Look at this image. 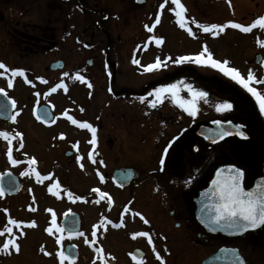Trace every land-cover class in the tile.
Segmentation results:
<instances>
[{"label": "flooded vegetation", "instance_id": "flooded-vegetation-1", "mask_svg": "<svg viewBox=\"0 0 264 264\" xmlns=\"http://www.w3.org/2000/svg\"><path fill=\"white\" fill-rule=\"evenodd\" d=\"M106 1L108 2L109 0H0V61L9 69H23L28 80L33 81V84H28L23 77H11L10 72L0 75V88L5 89L9 98L16 100L15 111L20 113L16 121L13 122L9 118L12 112L9 111L8 116H5L8 120H4L2 119L3 116H0V123L1 121L17 123L23 118L22 112L24 108H26L25 111L30 110L29 113L33 116L36 108L46 105L49 106L53 116L56 117L55 103L61 96H65V92L63 89H58L57 92L51 93L50 89L61 81L66 84L69 81H74L70 76L80 74L91 84L98 82L99 75L93 74V65L95 64L93 55L74 52V50L89 49L88 46L91 45V42L86 44L83 39V33H79L76 36H72L69 39V43H67V37L63 31L64 26L61 30H57L50 24L59 25V23H63L66 11L71 14L77 13L78 15L89 16L92 22L97 23L96 25H99V23L93 17L104 14L103 22L106 23L110 16H114ZM122 1L126 7L133 10L140 9L148 3V0L145 4H138L136 0ZM162 2L163 0H157L158 8L155 13V17L157 15L160 16L161 22L154 28L152 34L150 33V36L139 35L136 37L135 35H128L124 37L123 42L126 47L124 58L116 57L113 53L107 52L108 61H105L104 68L105 80L106 84H108L107 91L112 100H128L133 104H139V107L143 109L149 107L156 115H160L163 109L171 107L175 110L177 109V111L179 109L180 113L182 112L184 116H188V113L180 108L171 99L170 95L162 103H159L156 108H152L148 100L153 99V97L148 96V93L161 85L184 81L199 90L206 91L208 100L209 91L215 92L225 86L220 83H218L220 87L213 85L209 78V68L207 66H199V68H194L195 70L193 71L189 67L190 63L176 65L169 61L167 67H161L159 70L152 72L144 71V66H146L144 57L147 53L152 51L155 60L157 57L165 60L169 56L175 59L180 55H190L189 52L185 54L178 53L182 48L186 49L187 46L191 45L190 41L200 43L203 46L207 44L210 38L209 33L203 32L202 29H198L194 24L189 26L193 28V31L195 30L196 36H190L185 29H181L176 23L174 12L169 11L170 8L175 7L171 4V0L161 12L159 5ZM167 9L170 19L166 23L169 29L163 32L162 24L164 21L162 17L165 16ZM155 19L152 23H154ZM175 29L184 34L185 38L180 41H186L185 46H181L180 41L176 40ZM234 31L244 34V37L248 36V34L261 32L262 35H255L254 37L256 38H253L254 40L251 43L264 42V29L256 28L249 33H243L238 29H234ZM152 37H162L164 40L163 44L156 45ZM85 45L88 46L85 47ZM67 50L76 53L74 60L72 59L73 56H67ZM255 50L254 60L246 57V64L251 68L258 81H264V46L260 45ZM209 51L212 52V50ZM212 54L214 53L212 52ZM257 57L260 59L259 62H257ZM134 58L140 61L139 65L132 63ZM71 60L74 61L73 64H71ZM119 60L124 61L123 68H119L122 65ZM214 70L212 69V71ZM3 71V69H0V72ZM65 72L69 73V75L64 76ZM109 72L111 75H109ZM118 74L124 75L126 81V83L122 84L121 89L115 87L116 78L121 77ZM38 77L46 79L48 83H42L37 79ZM8 79L13 81L12 88L7 87ZM76 84L79 86L87 85L79 80L76 81ZM235 85L238 87V91L244 92V95L248 94L251 98L250 117L243 118L237 111L238 113L234 115H228V118L218 116L202 120L195 127V130L189 128L185 131L180 130L175 133H169V138L165 142L163 151H87L85 153L88 157L85 167L94 171V177L97 182L93 188L98 187L101 191L107 192L112 199L111 204L108 203L107 198L101 200L99 204L102 206V211L98 210L96 216L91 218L90 232L92 233L93 230L97 232L95 238L90 237V242L95 239V243H91L92 247L96 244L100 247L102 239L109 236L108 231L114 233L124 231L126 234L147 231L152 237L153 243L149 244L147 237L137 236L139 245L132 248L127 256L128 261L132 264H203L207 260H211L210 264H234L231 250H236L245 261V264H258L259 261L264 264V226L246 232L241 237H236L234 236L236 233L233 231L215 232L205 228L197 220V205L195 201L199 197V192L209 186L213 175L219 167L232 164L242 169L245 173L243 181L245 189L251 188L257 178L264 176V113L259 111L255 98L246 89L237 83ZM252 86L264 94L263 83H254ZM36 92H40L41 95L39 97L36 96ZM180 95L184 99L191 98L184 88L181 89ZM143 96H148V100L142 102L140 97ZM6 99L0 95V103H3ZM198 102H204V100ZM174 114L175 111L171 113L168 119L176 121L173 126L181 127L182 121L177 120ZM1 115H5V113ZM215 119L222 121L234 119L243 123L251 131L252 136L249 140H239L237 137H230L213 144L196 135L202 125ZM40 123L45 130H49L52 127V123ZM228 141L235 143L234 149L240 151L239 155L246 161L245 165L225 162L223 159L219 160V154L216 152L225 151V145ZM169 144H171V147H173L172 145L177 147V151H168L171 149L170 147L165 155L164 150ZM76 150L77 148L74 147L72 151H66L65 156H72ZM67 152L71 153V155L67 156ZM90 153L95 155L97 163L93 164L91 162ZM13 158H15V154ZM162 158L165 161L163 171L160 170V160ZM211 159L212 162L210 161ZM100 161H103V163H100ZM118 171L130 173V178L121 183L114 177L115 172ZM7 172H11L21 183L20 191L16 195L9 196L5 194L1 197L5 201L10 202L17 200L25 192L22 188V178L12 171H6L5 173ZM99 175L105 177L103 182L100 181ZM44 186V183L40 181L29 180L30 197L33 200H37L35 197L37 195H35L33 189H42L45 188ZM42 191L40 192L42 200L49 195L57 200L62 195L65 198L67 196L64 191H61L60 197L53 196L48 189ZM26 192L28 193L29 190ZM91 196L94 197L93 206L97 208L95 200L98 197L95 194ZM125 207L129 208L128 212L123 211ZM71 212L78 213L76 211ZM135 212L141 213L149 223L145 224L140 216L133 215ZM64 213L60 217L56 215L57 223L61 225L62 220L65 218ZM45 215L46 217L51 216L50 212ZM79 216L81 217L80 214ZM102 217L111 219L113 224L121 223V221H123V224L119 228L108 225L106 230L103 227L94 229L93 226ZM49 219L46 218L41 223V227L36 225L37 227L30 228L26 234H18V242L27 241V238L34 236V240H31L32 244H39L38 251L43 249L40 254L48 258V261L49 255H45V252L48 253L51 246H54L53 249H57L56 253L61 248L66 249L69 245L73 246L77 253L75 264H78L83 258L79 242L84 240L87 234L68 238L65 233L66 238L63 244L58 245L56 243L58 234H49L46 231L51 226ZM81 220L80 231H84L87 219L81 217ZM84 225L85 227H83ZM1 237L4 238L5 242L7 234ZM31 241L28 240V243L30 244ZM153 246H155L156 252L160 253L159 259L152 250ZM135 250H139L142 254L140 260L133 259ZM33 264L36 263L34 262ZM65 264H69V262L66 261Z\"/></svg>", "mask_w": 264, "mask_h": 264}, {"label": "rangeland", "instance_id": "rangeland-1", "mask_svg": "<svg viewBox=\"0 0 264 264\" xmlns=\"http://www.w3.org/2000/svg\"><path fill=\"white\" fill-rule=\"evenodd\" d=\"M181 2L185 5L186 17L209 25L212 23L237 22L248 26L260 16H264V0H181ZM106 3L114 13V16H110L106 23L103 22L104 14L93 17L99 23V25H96L97 23L92 22L89 16L78 15L77 13L71 14L66 11L63 23H59V25L50 24L57 30H61L64 26L63 31L67 37V43H69V39L72 36H76L79 33H83V39L86 44L91 42V45L88 46L89 49L74 50V52L93 55L95 62L93 74L99 75L98 82L93 83L92 88H88L87 85H77L76 81L78 80L75 79V76H70L74 81L67 83L68 91L65 92V96H61L56 101L57 119L51 124L52 127L49 130L41 127L40 121H37L34 115L32 116L29 113L30 110L25 111L26 108L22 112L23 118L17 123H11L10 121H1L0 123V131H7L10 135H14L16 132L23 134L24 146L22 149L19 148L18 142L13 140L11 145L13 151H15L13 156L15 154V158L22 161L35 157L37 160L36 171L49 177L48 180L40 181L44 183L45 188L33 189L35 195H37L35 196L37 200H33L30 197L31 189L28 186L29 180L37 181L35 175H21L22 172L29 168V165L26 163L12 165L7 157L8 142L3 137H0V173L12 171L20 176L23 182L22 188L25 192L17 200L10 202L0 197V229L6 226L10 217L23 222L22 228H14V232L17 235L21 231L26 234L30 228H34L27 226L31 221L34 220L36 225L40 226L46 218H50L49 221L51 220V216L46 217L45 215L49 213L46 208L52 209L59 217L69 210L76 211L81 217L87 219V225L86 227L85 225L83 226L85 230L82 232L87 234L86 237L89 240L88 244L85 243L84 237V240L79 242L83 258L78 264H102L98 259L99 254L95 251V248L98 247L97 244L92 247L90 242L91 218L96 216L98 210L102 211V206L100 204H96L97 208L93 206L94 197L91 196L93 194H90V192L97 182L94 177V171L85 167L88 160L85 155L87 151H163L165 142L169 138V133H175L180 130L185 131L189 128L195 130V127L202 120L213 117L223 116L228 118V115H234L238 112L243 118L251 115L249 110L251 98L248 94L244 95V92L238 91L239 89L234 81L211 67H208L210 81L215 87H220L218 83L224 84L225 87L215 92L209 91L208 100L206 102H198L199 111L195 117L189 114L184 116L182 112V114L179 112V109L177 111V109L175 110L171 107L163 109L160 115H156L149 107L143 109L139 107V104L134 103V105L128 100H112L109 97L108 84H106L105 80V61H108L106 54L110 52L116 57L124 58L126 51L123 42L124 37L128 35H135L136 37L139 35L150 36L145 25L151 26L153 24L152 21L156 18L155 13L158 4L157 0H148L146 5L140 9L133 10L126 7L122 0H109ZM168 9L165 11V16L162 17L164 21L162 24L163 32L169 29L166 23L170 19ZM174 31L177 41L185 38L184 34L178 29ZM208 35L210 38L206 45L214 53L213 57L221 61H229V66L235 67L246 77L251 71V68L246 64V57L254 60L255 49L261 45L260 43L253 44L251 42H253V38H256L254 37L255 35L261 36L262 33H252L244 37V34L236 33L233 28L228 27L216 35L219 38L210 33ZM180 43L181 46H185L187 42L180 41ZM190 43L191 45L187 46L186 49L182 48L178 53L185 54L189 52L190 55H194L201 50L202 46L200 43L192 41ZM71 53L72 51L67 50V56H73L72 59L74 60L76 53ZM144 58L146 59V65L155 62L152 51L147 53ZM73 63L74 61L71 60V64ZM119 63L122 64L120 65L122 67L119 66V68H123L124 61L119 60ZM199 66L191 64L189 67L194 71V68H199ZM120 76L122 78L118 77L115 81L117 89H121L122 84L126 83L124 75ZM72 84L73 86H71ZM222 102L231 103L233 108L228 111L217 112L216 105ZM81 108L83 111H81ZM174 111L175 118L182 121L181 127L173 126L176 121L168 119ZM64 112H67L68 115L80 122L90 123L97 128V144L95 146L89 142L91 140V132L88 129L80 128L77 124H72L66 116L62 115ZM60 134H64V137L60 138ZM73 145H77V150L72 156L66 157L65 152L68 150L72 151ZM172 146L171 149H169L170 147L166 149H169L168 151H177V147ZM235 146L232 141L226 142L225 151L216 152L219 154V160L223 159L225 162L245 165L246 161L239 155L240 151L234 149ZM77 155L82 156L83 160L78 161ZM210 161L212 162V159ZM80 163L84 164L83 169L79 166ZM57 180L62 185V188L72 191L75 195L85 197L86 200L70 201L64 195L58 200L50 195L42 200L40 192H43L42 190L44 189L47 190L51 183ZM28 190L29 192L27 193L26 191ZM30 206L35 208L36 211H31ZM4 209L8 211L5 212ZM134 234L132 232L126 234L124 231L118 233L108 231L109 236L102 239L100 244V247L104 250L107 264H132L127 259L128 252L139 245V239ZM28 240H34V236L27 238V241L18 242L20 244L19 253L14 250L10 253L0 252V264H33L34 262L36 264H59V257L56 255L57 249H53L54 246H51L50 251H48V253H51L48 261V258L40 254L42 251H38L39 244H32V241L29 244ZM3 243L4 238L0 236V246ZM258 264L262 263L259 261Z\"/></svg>", "mask_w": 264, "mask_h": 264}, {"label": "snow or ice", "instance_id": "snow-or-ice-1", "mask_svg": "<svg viewBox=\"0 0 264 264\" xmlns=\"http://www.w3.org/2000/svg\"><path fill=\"white\" fill-rule=\"evenodd\" d=\"M142 2V0H139ZM169 0H163V2L159 5L161 12L168 4ZM171 4L174 5V8H170L169 11L174 12V16L176 18V23L179 25L181 29H185L190 36L195 37L196 33L193 31V28L190 27V24H194L198 29H202L205 33H210L213 36H216L223 32L226 28L231 27L233 29H238L243 33L252 32L253 29L259 28L264 29V16H260L256 19L253 23L248 26H245L242 23L237 22H228L225 24H205L199 23L194 19H189L186 17V8L185 5L181 2V0H171ZM160 16L157 15L154 23L149 26L145 25V28L149 33H152L154 28L160 24ZM155 40L156 45H162L164 40L162 37H152ZM259 42V41H258ZM261 46H264V42H260ZM88 45H85L87 47ZM171 61L176 65H181L185 63L196 64L200 66H207L213 69L218 70L224 76L229 77L232 81L237 83L238 85L242 86L244 89L247 90L252 97L255 98L258 106L259 111L264 113V94L257 90L256 87L252 86L254 83H264V81H258L257 77L249 71L247 76L241 74V72L236 69L235 67L229 66V61L218 60L213 57L211 51H209L208 46L205 44L202 46V50L194 55H180L173 59L171 56L167 57L165 60H161L159 57L156 58L155 62L150 63L144 66V71L152 72L154 70H159L161 67H167L168 62ZM133 64H140L138 59L132 60ZM0 69H3V72H0V75H4V73L10 72L11 77H23L28 84H33L32 80H28L27 76L25 75V71L23 69H9L2 61H0ZM64 76H68L69 73L65 72ZM109 75L111 73L109 72ZM42 83L47 84L48 81L42 77H38ZM76 80L82 81L87 84L88 88H92L93 85L85 80L83 75L77 74L75 76ZM34 86V85H33ZM7 87H13L12 79H8ZM184 88L190 94V99H184L180 93L181 89ZM58 89H63L64 92L68 91V85L63 81L55 84L51 87L50 92L55 93ZM0 95L7 98L3 103H0V114L7 113L9 111L12 112L10 115V119L15 122L17 116L20 114L16 109V100L11 99L8 97L7 92L4 88H0ZM36 96H40V92L35 93ZM170 95L171 99L175 101L180 108L186 111L190 116L195 117L199 111L198 109V101L204 100L207 101L208 93L206 91L199 90L195 88L190 83H185L184 81H180L179 83H172L167 85H161L156 87L153 91L148 93V96L153 97V99L148 100V96L140 97L141 101L148 100L149 105L152 108H156L159 103H162L164 99L168 98ZM233 105L228 102H222L216 105L217 112H224L231 110ZM81 111L83 109L81 108ZM35 119L37 121L43 122L44 124H49L55 122L57 117L53 116L49 111L47 106H40L34 110ZM63 116H66L68 120L72 122V124L79 125L80 128L88 129L91 132V140L89 141L90 144L95 146L97 144V128L94 127L92 124L87 122H80L77 119L73 118L72 116L68 115L67 112L62 113ZM229 123H231L229 121ZM215 124L217 125V130H213L211 136L209 137L213 143L217 142L218 140H222L225 137L232 135L233 133L227 130L224 127V122L221 120H216ZM237 131L236 135L241 137L247 138L243 131H240L239 128L242 126H236ZM0 137H3L5 141L8 142V149H7V157L12 165H19L21 163H26L29 165V168L22 172L21 175L23 176H31L35 175V179L39 181L48 180L49 177L45 175H41L39 171H36V164L37 160L35 157L28 158L24 161L13 158V149L11 147L13 140L18 142L19 148H23V134L20 132H16L14 135H10L7 131H0ZM64 134H60V138H63ZM73 147H77V145H73ZM171 147V144L168 145ZM167 153V149H165V155ZM27 155V154H25ZM90 160L93 164L97 163L95 159V155L93 153L89 154ZM77 160H83L82 156L77 155ZM103 163V161H100ZM165 161L162 158L160 160L161 171H163V165ZM82 169L84 168V164L80 163L79 165ZM7 175L9 177L8 180V188H5L3 180L4 176ZM130 173H121V183L124 180L130 178ZM245 173L242 169L238 167H228V168H221L219 172L216 174V179L212 182L213 188L210 190V193H205V196L209 197L211 203L204 204V215L202 217V222L205 223L212 231H216L217 228L231 230L234 233H243L250 230H255L259 227L264 226V181H261L255 189L251 191H246L245 187L242 184L244 179ZM100 181H104L105 177L103 175H99ZM18 188L17 183L14 179L11 178V173H0V197H3L6 191H16ZM48 191L56 197H60L61 191L66 192L67 198L70 201H80L86 200L85 197H81L80 195H75L72 191L62 188V185L57 180L54 183H51V186L48 188ZM90 194H95L98 198L95 200V203L99 204L101 200L105 198L108 199V203H112L111 197L108 195L107 192L101 191L100 188H92ZM31 211H36L35 208L30 206ZM7 212V209H4ZM47 211L51 212V226L46 229L49 234H58L56 236V243L58 245H62L63 241L65 240L67 234L68 238L73 237H80L85 236V233L82 231L77 230L76 224L78 221L73 220L71 226H64L57 223V217L55 212L52 209H47ZM124 212H128L129 208L125 207L123 209ZM71 210L64 213L65 218L69 216ZM74 215V214H73ZM133 215L140 216L141 219L145 224H148L149 221L145 219L141 213L135 212ZM23 222L18 221L13 218H8L7 224L3 229H0V236H4L7 234V239L5 242L0 246V252L10 253L14 250L16 253L20 251V244L18 243V236L14 232V228L21 229ZM123 224L121 223L113 224L111 219L107 217H102L101 220L93 226L94 229H98L103 227L105 230L108 225H112L113 227L119 228ZM28 227H35L36 222L33 220L28 225ZM20 235H23V231L20 232ZM91 236L95 238L97 236V232L95 230L92 231ZM134 236L138 237H147L148 243L152 244V237L150 236L149 232L142 231L137 232ZM85 243H89L87 237H85ZM91 243H95V239L91 241ZM43 251V249H41ZM153 252L156 253L157 258H160V253L156 252L155 246H153ZM96 253H98V259L102 262V264H107V259L104 255V250L102 247L95 248ZM227 251V250H225ZM232 256L234 260V264H245V261L241 258L239 253L236 250H231ZM59 257V264H65L66 261L69 264H75V253L71 249H64L61 248L56 253ZM45 255H51V253L45 252ZM114 259V257H113ZM133 259H136L133 256Z\"/></svg>", "mask_w": 264, "mask_h": 264}, {"label": "water", "instance_id": "water-1", "mask_svg": "<svg viewBox=\"0 0 264 264\" xmlns=\"http://www.w3.org/2000/svg\"><path fill=\"white\" fill-rule=\"evenodd\" d=\"M146 1H147V0H142V2H139V0H136V2H137L138 4H145ZM259 61H260V59H259V57H257V62H259ZM47 108H48V111L52 114L50 108H49L48 106H47ZM8 113H9V112L5 113V115H1V114H0V116H3L2 119H4V120H8V119H6L7 117H5V116H8ZM52 115H53V114H52ZM216 120H220V119L211 120V121H209L207 124L202 125V126L199 128V130L197 131L196 135H197L198 137H203V138H204L206 141H208L209 143H213V141H212L209 137L211 136L213 130H217V125L215 124V121H216ZM221 121H222V120H221ZM229 121H230L231 123H229ZM223 122H224V127H225L227 130L231 131L233 134H232V135H229V136H227V137H225V138L222 139V140H218L217 142H215V143H213V144H216V143H219V142H221V141H224L225 139L230 138V137H237V138L240 139V140H249V139L251 138L252 133H251V131L247 128V126H246L245 124H242V123H240V122H237V121L234 120V119H230V120L223 121ZM236 126H242V127L239 128V130H240V131H243V132L245 133V135H246L247 138H244V137H241V136L235 134L236 131H237V127H236ZM66 155H67V156H70L71 153L67 152ZM228 167H237V166L232 165V164H227V165H223V166L219 167V168L217 169V171L215 172V174L213 175V177H212V179H211V181H210L209 186H208L207 188H205V189H203L202 191L199 192V197H198V198L196 199V201H195V203H196V205H197V220L200 222V224H201L202 226H204V227L207 228V229H210V228H209L205 223L202 222V217H203V215H204L203 208H204V204H206V203H211V200H210V198H207V196H205V193H210V190L213 188V184H212V182L216 179V174H217V172H219V170H220L221 168H228ZM8 173H11V172H8ZM121 173H123V172L118 171V172H115V174H114L115 179H117V180L120 181V182H121V176H120ZM11 178L15 180V182H16L17 185H18V188H17L16 191H6L5 194H7V195H9V196H14V195H16V194L20 191L21 183H20L19 179H18L16 176H14L12 173H11ZM8 180H9V177H8L7 175H5V176H4V180H3V183H4L5 188H8ZM243 181H244V179H243ZM243 181H242V184H243ZM261 181H264V176H263V177H260V178H257V179L254 181L253 186H252L251 188H249V189H245V190H246V191H251V190L255 189L256 186H257ZM73 214H74V215H73ZM73 220L78 221V223H77L75 226H76L77 230L80 231L82 221H81L80 216H79L78 214H76V213H71V214H69V216L67 217V219L64 218L63 221H62V225H64V226H71ZM259 228H260V227H259ZM257 229H258V228H257ZM224 230H225V231H231V230H226V229H220V228H217V230H216L215 232H218V231H224ZM255 230H256V229H255ZM250 231H253V230H250ZM247 232H249V231H247ZM245 233H246V232H243V233H236L234 236H236V237H241V236H243ZM227 236H229V235H227ZM66 249H71V250L75 253V259L77 258V253H76L75 248H74L73 246H70V245H69V246H67ZM133 256L136 257V260H140L142 254L140 253L139 250H135L134 253H133ZM210 262H211V260H207V261H205L203 264H210ZM225 264H227V263H225Z\"/></svg>", "mask_w": 264, "mask_h": 264}]
</instances>
